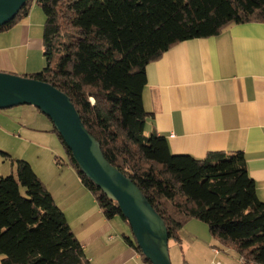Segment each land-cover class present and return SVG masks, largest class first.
<instances>
[{
    "label": "trees",
    "instance_id": "trees-1",
    "mask_svg": "<svg viewBox=\"0 0 264 264\" xmlns=\"http://www.w3.org/2000/svg\"><path fill=\"white\" fill-rule=\"evenodd\" d=\"M33 4L46 18V67L23 76L71 99L108 162L139 187L162 218L170 240L180 242V230L199 220L243 264H264V203L244 154L211 153L204 160L173 155L165 137L146 134L143 102L150 63L180 43L218 36L231 25L264 22V0H28L0 33L28 17ZM54 132L104 217L130 226L118 203L81 172ZM0 154L17 173V178L0 176L3 264H91L32 166ZM126 241L151 264L135 239Z\"/></svg>",
    "mask_w": 264,
    "mask_h": 264
},
{
    "label": "crops",
    "instance_id": "crops-1",
    "mask_svg": "<svg viewBox=\"0 0 264 264\" xmlns=\"http://www.w3.org/2000/svg\"><path fill=\"white\" fill-rule=\"evenodd\" d=\"M33 14L0 33V72L23 76L46 67L44 56L39 58L43 38L32 37ZM146 77V134L165 137L173 155L198 160L242 152L264 203V22L231 25L218 36L180 43L150 63ZM67 170L68 181L53 182L55 190L46 186L91 264H145L119 223L104 217L75 170ZM213 253L221 256L219 249Z\"/></svg>",
    "mask_w": 264,
    "mask_h": 264
},
{
    "label": "water",
    "instance_id": "water-1",
    "mask_svg": "<svg viewBox=\"0 0 264 264\" xmlns=\"http://www.w3.org/2000/svg\"><path fill=\"white\" fill-rule=\"evenodd\" d=\"M28 0H0V27L14 21ZM32 106L54 125L81 172L116 201L137 246L151 264H172L166 225L139 187L105 158L71 99L50 84L0 72V110Z\"/></svg>",
    "mask_w": 264,
    "mask_h": 264
},
{
    "label": "rangeland",
    "instance_id": "rangeland-1",
    "mask_svg": "<svg viewBox=\"0 0 264 264\" xmlns=\"http://www.w3.org/2000/svg\"><path fill=\"white\" fill-rule=\"evenodd\" d=\"M33 11L35 27L32 37L42 41L46 18L43 10L36 4L32 5L30 13ZM40 56L43 59V51L41 55L39 52L41 59ZM43 63H46L45 58ZM0 151L10 155L12 159L28 162L43 176L46 181L44 183L51 190H55L53 182L59 185L70 179V172L66 171L67 167H71L68 156L54 132L53 123L32 106L0 110ZM11 168L15 169L14 176L17 178L16 167L0 154V172ZM71 173L75 175V172ZM8 176L11 175L5 177ZM115 222L119 223L126 236L134 239L130 226L120 218H115ZM179 237L180 242L169 241L172 264H243L239 254L234 250L227 251V248L216 242L208 225L199 220H193L182 228ZM214 249L221 250L220 257L213 253Z\"/></svg>",
    "mask_w": 264,
    "mask_h": 264
}]
</instances>
